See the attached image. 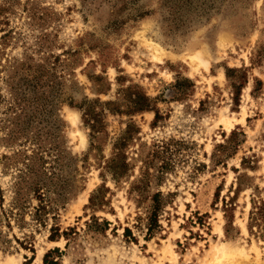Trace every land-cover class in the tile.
<instances>
[{
	"label": "rangeland",
	"instance_id": "obj_1",
	"mask_svg": "<svg viewBox=\"0 0 264 264\" xmlns=\"http://www.w3.org/2000/svg\"><path fill=\"white\" fill-rule=\"evenodd\" d=\"M7 7L0 264H264V0ZM136 94L149 110L131 111ZM86 101L102 112L91 135ZM31 152L47 168L61 153V176L34 157L16 185Z\"/></svg>",
	"mask_w": 264,
	"mask_h": 264
},
{
	"label": "trees",
	"instance_id": "obj_2",
	"mask_svg": "<svg viewBox=\"0 0 264 264\" xmlns=\"http://www.w3.org/2000/svg\"><path fill=\"white\" fill-rule=\"evenodd\" d=\"M4 9H8L7 0L5 1V3L2 6H0V13L3 12ZM227 71L230 72V70H227ZM0 100H1V95H0ZM96 103H97V101H93V102L86 101V102L81 103L78 107L81 111V118L83 120L84 125L87 126V128L90 130V135L92 133L98 132V129H99L98 128L99 127V121H100L99 117H100V114L102 112H95L94 111L93 105ZM132 103H133V106H132L131 111L133 113L146 111V110H149V108H150L149 99L144 95L136 94L134 96V99L132 100ZM69 104L71 105L72 102H69ZM100 105L101 106H109L110 102L100 103ZM108 111L114 112V110L111 108H109ZM116 111H118V110H116ZM157 118H158V114L156 113L154 119H157ZM129 129H130V126H128L124 132L126 135H129L128 134ZM125 138L120 139V142L124 143V141L126 140ZM23 157H24L26 162H23L24 163L23 168H19L17 170L16 179L18 181H16V185H18L20 181L27 178L29 176V174L31 172H33V169L31 168V165L29 164V159H32L34 157L35 158L37 157V160L41 159L42 162L44 163V165L42 164L43 168L41 165L40 170H38V173L41 174L42 177L45 178V176H46L49 179H53L56 176H61L60 173L56 172V167L59 170L61 168V166L59 165L61 153H57V154L51 156V158H50L51 161L49 162V165H50L49 168L45 167L46 158H45V156H43V154H37V153L31 152V154H28V155L23 154ZM126 166H127V164H126L125 160L118 159V157H117V158H111L107 162L106 167H108V169L112 171V174L114 175L115 178H119L120 176L124 175ZM49 169H51V170H49ZM40 181H42V180L34 181V184H33V186H31V188L34 189L35 191L39 190V189H44L45 191H48L47 189H49V186H47L46 182H40ZM250 214L253 215L254 212L252 211V212H250ZM149 219H150V223H149L150 227L157 225L156 209L155 208L153 209L152 214L149 217ZM250 219H252V217H250ZM55 231H57V230L52 229L51 234L49 236L50 240H54ZM129 232L130 231L127 228L124 229V234H127ZM46 257H47V255L44 256V261H46Z\"/></svg>",
	"mask_w": 264,
	"mask_h": 264
}]
</instances>
